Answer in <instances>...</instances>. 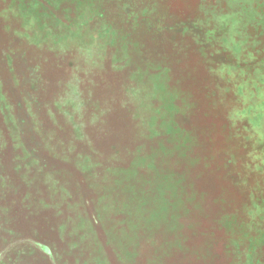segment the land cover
I'll return each mask as SVG.
<instances>
[{
    "label": "rangeland",
    "instance_id": "rangeland-1",
    "mask_svg": "<svg viewBox=\"0 0 264 264\" xmlns=\"http://www.w3.org/2000/svg\"><path fill=\"white\" fill-rule=\"evenodd\" d=\"M0 264H264V0H0Z\"/></svg>",
    "mask_w": 264,
    "mask_h": 264
},
{
    "label": "trees",
    "instance_id": "trees-1",
    "mask_svg": "<svg viewBox=\"0 0 264 264\" xmlns=\"http://www.w3.org/2000/svg\"><path fill=\"white\" fill-rule=\"evenodd\" d=\"M154 138H158V136L156 135V136H154ZM159 140H160V142H159ZM137 142H138V145H135V143H137ZM153 142L155 143V146L154 145L152 146ZM135 143L130 145V147H127V149L124 151V153L122 155L121 154L118 155L117 157H122V158L125 157L124 159L130 161L132 159V156H134V155H141V154L145 155L148 152H151L153 154V153H156V151H158L163 146L161 139H153L152 141H147L144 145L141 143V139L139 141H136ZM27 151L28 150L25 149V152H27ZM32 151H33V149H32ZM137 161H141V159H138ZM86 162L87 163L92 162L93 164L99 165V166L103 165V162H101L100 159H98V157H91L90 159H87ZM65 168H68V166H65ZM134 170H139V169L136 168ZM134 170H131L130 173L132 174V176L134 178H136V174L134 173ZM152 173L154 174V176L159 177L160 170H154ZM136 183H138L140 186H138L139 191L138 190L136 191L138 194H135V192H133L134 199H132V201H135L137 205H136V207H133V212H135L134 214H136V215L132 216V214H133L132 213V214H129V216H128V221L131 224L130 230L136 231V232L141 234L144 232H140V231H144V228H145V229H147L153 233V234L151 233L152 235L149 234L148 238H149V240L152 239L154 241V238L156 237V234H157V231H156V229H154V227L156 226V223L158 221L157 218H159V217H158L157 213L150 212V211L157 208L159 205V204L157 205V201H158L157 199H161L160 195L157 194V192L159 191V188L158 187L157 188L156 187H150V188L148 187V192H151V195L154 194V198L149 199L147 197V195L145 194L146 198H145L144 204L141 205V201H142L141 200V182L138 180V181H135V184ZM157 189H158V191H157ZM156 195L158 196V198L156 197ZM131 197L133 198V195ZM154 199H155V201H154ZM62 212H63V217H65V218L68 217V215L66 213H64V211H62ZM143 218H145L147 222H145L143 220ZM88 222H89V220H88ZM68 224H70V221H67L66 226H68ZM95 224H97V222ZM89 225L91 228L96 227V225L94 226V223H90ZM157 226H159V225H157ZM141 242L144 246L143 235H141Z\"/></svg>",
    "mask_w": 264,
    "mask_h": 264
},
{
    "label": "crops",
    "instance_id": "crops-1",
    "mask_svg": "<svg viewBox=\"0 0 264 264\" xmlns=\"http://www.w3.org/2000/svg\"><path fill=\"white\" fill-rule=\"evenodd\" d=\"M16 247H9L8 250H14Z\"/></svg>",
    "mask_w": 264,
    "mask_h": 264
}]
</instances>
